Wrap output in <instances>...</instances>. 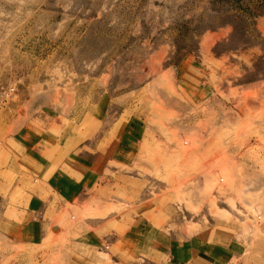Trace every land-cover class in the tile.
<instances>
[{"label":"rangeland","instance_id":"1","mask_svg":"<svg viewBox=\"0 0 264 264\" xmlns=\"http://www.w3.org/2000/svg\"><path fill=\"white\" fill-rule=\"evenodd\" d=\"M23 120L100 151L130 133L140 150L112 158L88 204L62 210L61 234L0 237V264H65L89 218L147 201L182 214L172 230L240 254L225 264H264V0H0V123L13 122L8 134ZM104 249L98 264H114L121 244Z\"/></svg>","mask_w":264,"mask_h":264},{"label":"crops","instance_id":"2","mask_svg":"<svg viewBox=\"0 0 264 264\" xmlns=\"http://www.w3.org/2000/svg\"><path fill=\"white\" fill-rule=\"evenodd\" d=\"M220 72L225 76L224 70ZM206 87L199 90L200 96L209 93ZM5 123H0V136H3L0 140V205L7 207L0 209V237L15 244L38 245L53 227L61 234V227H56L54 222L62 210L69 204L80 208L88 204L93 198L89 192L94 186L102 185L108 172H113L112 158L120 153L129 162L140 150L137 147L141 140L129 136L130 133L114 150L100 151L95 140L83 143L73 134H69L68 140H61L49 132L48 123L47 130L40 131L30 127L26 120L17 121L8 134L3 130L7 125L10 129L13 122ZM30 179H34V185H39L35 191L26 188ZM20 191L25 199L9 212L8 204L14 194L21 195ZM104 200L100 203L111 202ZM146 204L152 207L141 214L138 208L134 213L119 217L111 214L104 219L89 218L77 232H72V245L66 248L65 264H98L94 250L104 249L98 246L100 239L109 244L104 249L106 252L110 251V246L121 244V253L115 255L114 264H134V257L140 264H225L228 259L224 258L225 253L233 252L234 258L240 256L229 247L221 246L220 240H208L205 234L188 236L183 231L172 230V224L182 214L161 207L160 202L147 201L142 205ZM3 223L7 229H2ZM233 244L234 247L240 245Z\"/></svg>","mask_w":264,"mask_h":264},{"label":"bare ground","instance_id":"3","mask_svg":"<svg viewBox=\"0 0 264 264\" xmlns=\"http://www.w3.org/2000/svg\"><path fill=\"white\" fill-rule=\"evenodd\" d=\"M62 225V224H61ZM60 233V232H59Z\"/></svg>","mask_w":264,"mask_h":264}]
</instances>
